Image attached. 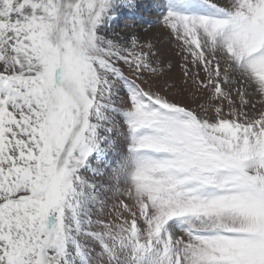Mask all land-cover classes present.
Returning <instances> with one entry per match:
<instances>
[{
    "label": "snow or ice",
    "instance_id": "snow-or-ice-1",
    "mask_svg": "<svg viewBox=\"0 0 264 264\" xmlns=\"http://www.w3.org/2000/svg\"><path fill=\"white\" fill-rule=\"evenodd\" d=\"M0 264H264V0H0Z\"/></svg>",
    "mask_w": 264,
    "mask_h": 264
}]
</instances>
